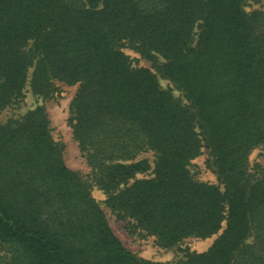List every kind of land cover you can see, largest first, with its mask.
Returning a JSON list of instances; mask_svg holds the SVG:
<instances>
[{"label":"trees","instance_id":"obj_1","mask_svg":"<svg viewBox=\"0 0 264 264\" xmlns=\"http://www.w3.org/2000/svg\"><path fill=\"white\" fill-rule=\"evenodd\" d=\"M261 1L0 0V113L77 85L68 121L117 217L166 248L216 235L183 264H264V164L248 161L264 146V14L246 10ZM202 148L221 186L190 172ZM147 151L151 175L130 182ZM89 186L42 105L0 123V264H169L128 250Z\"/></svg>","mask_w":264,"mask_h":264},{"label":"rangeland","instance_id":"obj_2","mask_svg":"<svg viewBox=\"0 0 264 264\" xmlns=\"http://www.w3.org/2000/svg\"><path fill=\"white\" fill-rule=\"evenodd\" d=\"M246 10L252 12L259 10L264 14V1L250 2L246 5ZM124 51L130 56L132 64L135 66H146L157 75L158 83L162 88L170 89L175 97L182 98L180 90L174 87L173 83L161 74H158L152 61L147 60L129 47ZM158 62L162 61L158 58ZM156 61V62H157ZM55 81V90L48 96H42L27 90L24 95L11 106H8L0 113V123L9 118H16L25 113L27 110L42 105L49 119L50 135L62 153L65 165L79 174V176L90 186L92 196L98 202L105 212L109 226L114 234L120 239L123 245L133 252L137 257L151 262H161L169 264H183L187 252L206 251L213 243L216 235L205 238L188 237L173 247H162L157 244L155 236L147 234L141 229L135 227L133 220L129 218L117 217L107 205L108 192L96 183L94 172L88 165L85 154L80 150L78 142L73 137L72 129L69 124V106L77 85H70L61 81ZM207 150L202 148V153L194 158L189 170L192 175L200 181L220 185L217 174L207 164ZM144 159L149 164L146 171H140L131 177L130 182L134 179L151 175L154 155L151 151L143 152L136 160ZM249 166L253 164H264V146L259 145L253 148L248 155Z\"/></svg>","mask_w":264,"mask_h":264}]
</instances>
